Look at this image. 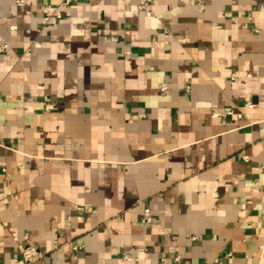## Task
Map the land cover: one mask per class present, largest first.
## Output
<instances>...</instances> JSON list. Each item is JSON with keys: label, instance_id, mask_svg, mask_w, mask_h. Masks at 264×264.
Wrapping results in <instances>:
<instances>
[{"label": "crops", "instance_id": "obj_1", "mask_svg": "<svg viewBox=\"0 0 264 264\" xmlns=\"http://www.w3.org/2000/svg\"><path fill=\"white\" fill-rule=\"evenodd\" d=\"M26 246L264 264V0H0V264Z\"/></svg>", "mask_w": 264, "mask_h": 264}, {"label": "built area", "instance_id": "obj_2", "mask_svg": "<svg viewBox=\"0 0 264 264\" xmlns=\"http://www.w3.org/2000/svg\"><path fill=\"white\" fill-rule=\"evenodd\" d=\"M17 3L19 5H22L24 3V0H17ZM143 7L146 9L148 14H151V11L147 5H144ZM42 10L44 13V21L45 22L50 21L51 18H53V17L60 18L62 16L61 9L59 6H55L52 4H45L42 6ZM5 47H7V45H5L4 48ZM162 88L165 89L166 84H163ZM47 108L51 109L52 104H49L47 106ZM147 212H148V210H147ZM39 254H40V252L37 250V248L35 246H26L22 249V256H23V259L25 260L26 264H32L34 262V260L38 257Z\"/></svg>", "mask_w": 264, "mask_h": 264}]
</instances>
